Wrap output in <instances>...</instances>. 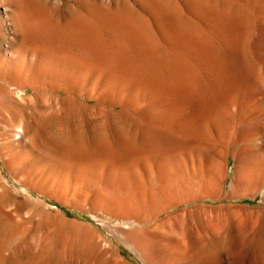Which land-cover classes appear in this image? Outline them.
Returning <instances> with one entry per match:
<instances>
[{
  "label": "rangeland",
  "instance_id": "374dc122",
  "mask_svg": "<svg viewBox=\"0 0 264 264\" xmlns=\"http://www.w3.org/2000/svg\"><path fill=\"white\" fill-rule=\"evenodd\" d=\"M26 1L0 0V264H264V0ZM28 2L124 29L23 38Z\"/></svg>",
  "mask_w": 264,
  "mask_h": 264
},
{
  "label": "bare ground",
  "instance_id": "6f19581e",
  "mask_svg": "<svg viewBox=\"0 0 264 264\" xmlns=\"http://www.w3.org/2000/svg\"><path fill=\"white\" fill-rule=\"evenodd\" d=\"M20 1V0H19ZM28 1V0H27ZM26 1V2H27ZM31 1V0H30ZM8 2V1H7ZM25 2V3H26ZM41 2V0H40ZM29 3V2H28ZM43 3V2H42ZM35 4V3H34ZM17 5V4H16ZM80 5V4H79ZM35 6V5H34ZM37 6V5H36ZM166 6V5H165ZM68 9V8H67ZM89 9V8H88ZM183 11V10H182ZM16 15L18 17V20H19V24L21 25V32H22V37L23 38H40L41 40L42 39H53V38H59L61 40H68L70 42H73V45L75 49L79 50L81 47H84L86 46V42L88 41H91V40H97L96 37L100 35L101 31L105 30V31H109V32H112V33H119L121 31H123V27H121V23L119 22V19H118V16H116V13H111L107 10H104L102 9L101 7H93L91 10L89 11H84V12H79L77 15H74V16H71V17H68V18H65L64 22L63 23H58L57 21L59 19H55L56 21H52L53 17L51 16V19L47 18L49 17V13L46 18L45 16L43 17L42 15H40V13L33 7L30 6V3L29 5H25L24 6V3L22 6H18V8L16 9ZM46 13V12H45ZM44 13V14H45ZM52 13V12H51ZM53 13H55L53 11ZM164 13V12H163ZM52 15V14H51ZM58 15V14H57ZM63 17H65L63 15ZM16 19V18H15ZM164 20V18H163ZM187 23V22H186ZM188 25V24H186ZM20 27V26H18ZM199 27V26H198ZM19 29V28H18ZM19 34V33H18ZM104 37V36H103ZM174 37V36H173ZM92 38H95V39H92ZM176 38V37H175ZM184 39V38H183ZM57 41V40H56ZM47 42V41H46ZM92 42V41H91ZM52 43V41L50 42ZM68 44V43H67ZM99 44V43H98ZM35 45V44H34ZM100 45V44H99ZM176 45V44H175ZM93 46V44H92ZM71 48V46H70ZM89 48V47H88ZM107 48V47H106ZM87 49V48H86ZM113 49V48H112ZM119 49V48H118ZM123 49V48H122ZM103 50V49H102ZM105 50V49H104ZM103 50V51H104ZM125 50V48H124ZM17 51V50H16ZM64 51V50H63ZM70 51V50H69ZM89 51V49H88ZM97 51V49H96ZM101 52V50H98ZM117 51V50H116ZM82 53V52H81ZM118 53V52H117ZM122 53H124L122 51ZM207 54V53H206ZM13 55V54H12ZM11 55V56H12ZM66 55V54H65ZM176 56V55H175ZM14 57V56H13ZM68 58V57H67ZM76 58V57H75ZM76 60V59H75ZM23 62V61H22ZM74 62V61H73ZM36 64V63H35ZM184 64V63H183ZM45 65V64H44ZM83 65V64H82ZM84 67V66H83ZM87 67H85L86 69ZM163 68V67H162ZM24 69V68H23ZM29 69V68H28ZM27 71V70H26ZM29 71V70H28ZM44 71V70H43ZM114 71V70H113ZM170 71V70H169ZM81 72V71H80ZM117 72V71H116ZM32 73V72H31ZM22 74V73H21ZM100 74V72H99ZM44 75V74H43ZM49 75V74H48ZM86 75V74H85ZM82 76V75H81ZM113 76V75H112ZM164 76V75H163ZM169 76V75H168ZM178 77V76H177ZM85 78V77H84ZM166 78V77H165ZM24 79V78H23ZM27 79V78H26ZM45 79V78H44ZM161 79V78H160ZM25 80V79H24ZM2 81V80H1ZM99 81V80H98ZM10 82V81H9ZM130 82V81H129ZM146 82V80H145ZM119 83V81H118ZM169 83V82H168ZM17 84V83H15ZM46 84V83H45ZM61 84V83H60ZM95 84V83H93ZM176 84V83H175ZM1 85V84H0ZM4 85V83L2 84ZM21 85V84H20ZM145 86V85H144ZM175 86V85H174ZM24 87V86H23ZM0 88H2L0 86ZM6 88V87H4ZM3 88V89H4ZM51 88V87H50ZM139 88V87H138ZM169 88V87H168ZM194 89V88H193ZM5 90V89H4ZM98 90V89H97ZM106 90V89H105ZM192 91V90H191ZM155 93V92H154ZM161 93V92H160ZM51 95V94H50ZM140 95V94H139ZM22 96V95H21ZM183 96V95H182ZM8 97V96H7ZM34 97V96H33ZM160 97V96H159ZM22 98V97H21ZM32 98V97H31ZM137 98V97H136ZM28 99V98H27ZM30 99V98H29ZM28 99V100H29ZM33 100V99H31ZM48 100V98H47ZM46 100V101H47ZM15 101V100H14ZM13 101V102H14ZM50 101V100H49ZM17 102V101H16ZM45 102V101H44ZM48 102V101H47ZM28 103V101H27ZM38 103V102H37ZM13 104V103H12ZM18 104H21L20 102ZM25 104V102H24ZM46 104V102H45ZM48 104V103H47ZM51 104V103H50ZM33 105V104H32ZM36 105V104H35ZM41 105V104H40ZM4 106V105H3ZM26 106V105H25ZM28 106V105H27ZM31 106V105H30ZM39 106V105H38ZM54 106V105H53ZM133 106V105H132ZM7 107V106H6ZM35 107V106H34ZM40 107V106H39ZM18 108V107H17ZM21 109L23 107H20ZM19 109V108H18ZM25 110V109H24ZM19 111V110H18ZM38 111V110H37ZM3 112V111H2ZM9 112V111H8ZM7 112V113H8ZM20 112V111H19ZM24 112V111H23ZM10 113V112H9ZM21 113L20 112V116H21ZM39 113V112H38ZM4 114V113H3ZM3 114H2V117H3ZM41 114V113H39ZM44 114V113H43ZM51 114H54L51 113ZM5 115V114H4ZM11 115V114H10ZM1 117V116H0ZM12 117V116H11ZM16 117V116H15ZM25 117V116H24ZM30 117V116H29ZM42 117V115H41ZM184 117V115H183ZM22 118V117H21ZM33 118V117H32ZM39 118V117H38ZM44 118V117H43ZM171 118V117H170ZM3 119V118H2ZM16 119V118H15ZM34 120V118H33ZM32 121V120H31ZM39 121V119H38ZM36 121L38 124L40 123V121L38 122ZM45 121V120H44ZM137 121V120H136ZM11 122V121H10ZM21 122V120H20ZM18 122L17 124H12L11 128H9V130H12V131H19L21 129V125L22 123ZM15 123V122H14ZM28 123V122H27ZM161 123V122H160ZM174 123V122H173ZM53 124V123H52ZM138 124V122H137ZM136 124V125H137ZM43 125V124H42ZM6 126V125H5ZM3 126V127H5ZM38 126V125H37ZM29 127V125H28ZM26 128V127H25ZM42 128V127H41ZM47 128V127H46ZM181 128V127H180ZM8 129V128H7ZM29 129V128H28ZM27 130V129H26ZM29 131V130H28ZM90 131V130H89ZM9 132V131H8ZM42 132V130H41ZM18 133V132H17ZM20 134V133H19ZM34 134V133H33ZM104 135V134H103ZM102 135V136H103ZM133 135V134H132ZM147 135V134H146ZM21 136V135H20ZM107 136V135H106ZM148 136V135H147ZM146 136V137H147ZM126 137V136H125ZM239 137V136H238ZM46 138V137H45ZM123 138V137H122ZM132 138V137H131ZM108 139V138H107ZM145 139V138H144ZM147 139V138H146ZM152 140V139H151ZM150 140V141H151ZM136 141V140H135ZM79 142V141H78ZM105 142V141H104ZM129 142V141H128ZM34 143V142H33ZM106 143V142H105ZM110 143V142H109ZM108 143V144H109ZM130 143V142H129ZM138 143V141H137ZM136 143V144H137ZM103 144V143H102ZM115 144V143H114ZM81 147V146H80ZM81 149V148H79ZM78 149V150H79ZM72 150V149H71ZM96 151V150H95ZM102 154V153H100ZM113 154V153H112ZM223 154V153H222ZM77 155V154H76ZM105 155V154H104ZM183 156V155H182ZM69 157V156H68ZM10 158V157H9ZM114 158V157H113ZM149 158V157H148ZM119 159V158H118ZM264 159V158H263ZM147 160V159H146ZM261 160V159H260ZM110 161V160H109ZM121 161V160H120ZM219 161V160H218ZM95 162V161H94ZM223 162V161H222ZM263 162V161H262ZM220 163V162H219ZM94 164V163H93ZM107 164V163H106ZM91 165V164H90ZM89 165V166H90ZM105 166V165H104ZM73 167V166H72ZM106 168V167H105ZM237 168V167H236ZM243 168V167H242ZM240 168V169H242ZM164 169V168H163ZM220 169L218 166H214V172L216 174H219L220 173ZM239 169V170H240ZM224 170V169H223ZM243 170L246 171L245 169H242V171H239L237 176L240 181H241V178L244 177L243 176ZM101 171V170H100ZM104 171V170H103ZM118 171V170H117ZM222 171V170H221ZM236 171V170H235ZM238 171V170H237ZM236 171V173H237ZM119 172V171H118ZM189 172V171H188ZM175 173V171H174ZM140 174V173H139ZM204 174V173H203ZM247 174V173H246ZM221 175V173H220ZM218 175V176H220ZM58 177V176H57ZM249 177V176H248ZM58 179V178H57ZM246 179V178H245ZM131 180V179H130ZM98 181V180H97ZM189 182V181H188ZM239 182V181H238ZM208 183V182H207ZM80 184V183H79ZM127 184V183H126ZM95 186V185H94ZM161 189V188H160ZM70 190V189H69ZM183 191V190H182ZM97 192V191H96ZM170 196V195H169ZM98 199V198H97ZM175 202V201H174ZM173 202V203H174ZM156 204V203H155ZM177 209V208H176ZM204 210V209H203ZM227 211V210H226ZM199 212V211H198ZM196 215V214H195ZM170 218V217H169ZM197 218V217H196ZM212 218V217H211ZM215 219V218H214ZM231 219V218H230ZM196 220V219H195ZM168 221V220H167ZM212 221V220H211ZM211 221H209L211 223ZM208 222V224H210ZM213 223V222H212ZM211 223V225H212ZM170 224V223H169ZM197 224V223H196ZM211 225L209 226L211 228ZM216 225V223H215ZM166 226V225H165ZM241 226V225H240ZM239 226V227H240ZM129 227V226H128ZM160 227V226H159ZM182 227V225H181ZM217 227V226H216ZM220 227V226H219ZM224 227V225L222 226ZM212 228H213V225H212ZM218 228V227H217ZM194 229V228H193ZM219 229V228H218ZM221 229V228H220ZM219 231V230H217ZM169 232V231H168ZM167 232V233H168ZM175 232V231H174ZM216 232V231H215ZM214 232V233H215ZM163 233V232H162ZM193 233V231H192ZM200 233V232H199ZM176 237L179 238V242L177 244V248L180 247L181 243H182V239H181V235L180 233H173ZM202 234V233H201ZM208 234V233H207ZM206 234V235H207ZM217 234V233H216ZM173 235V236H174ZM170 236V235H169ZM214 236V235H213ZM199 237V236H198ZM202 238V237H201ZM203 239V238H202ZM211 239V237H210ZM214 239V238H213ZM211 241V240H210ZM185 242V241H183ZM208 244V243H207ZM192 245V244H191ZM179 249V248H178ZM204 249V248H203ZM206 251V250H205ZM177 253V252H176ZM192 256V255H191ZM193 259V258H192ZM179 262V261H178Z\"/></svg>",
  "mask_w": 264,
  "mask_h": 264
}]
</instances>
